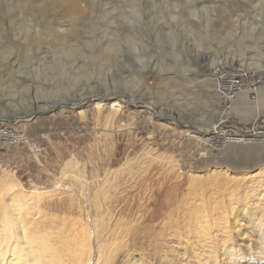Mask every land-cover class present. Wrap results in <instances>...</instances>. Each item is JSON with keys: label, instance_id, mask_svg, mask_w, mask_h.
I'll return each mask as SVG.
<instances>
[{"label": "rangeland", "instance_id": "374dc122", "mask_svg": "<svg viewBox=\"0 0 264 264\" xmlns=\"http://www.w3.org/2000/svg\"><path fill=\"white\" fill-rule=\"evenodd\" d=\"M209 1L0 0V126L26 140L0 143V219L19 200L72 264H264V145L210 143L212 67L263 76L243 78L264 30L228 35L231 5ZM243 10L264 29V4ZM241 97L233 125L264 132V88Z\"/></svg>", "mask_w": 264, "mask_h": 264}, {"label": "bare ground", "instance_id": "6f19581e", "mask_svg": "<svg viewBox=\"0 0 264 264\" xmlns=\"http://www.w3.org/2000/svg\"><path fill=\"white\" fill-rule=\"evenodd\" d=\"M209 2L213 5H215L216 3L219 4V2L220 4L224 2L225 5H231V7L228 6L227 9L228 17L232 25V29L227 31L228 35L230 33L236 35L239 31L263 32V27H259L257 23L250 26L247 23L243 24V26H240V24L242 22V13H244L243 9H246V5L252 7L254 13L257 12L259 13V16H262L263 11L261 9L262 5L264 4V0H210ZM260 57L264 58V55H261ZM259 62L260 63H258V65L253 66L255 72H243V78L249 77L251 74L255 76H264V60H261ZM228 65L229 64L225 61L216 62L212 67L213 72H220L222 67H224L225 69L228 67ZM249 93L250 92H246L240 95H247ZM93 98L94 97H90L86 100H83L85 102L84 104H87ZM118 99L119 97L117 95L111 94L108 96L97 97L95 101H97V105L99 106V108H101L107 105L108 102L116 105L118 103ZM128 100L129 103H132L131 98H128ZM65 102L70 103V101ZM43 110L46 111L47 109ZM23 118L24 117L22 116H17L16 121ZM215 131H218V127L216 126L212 128L211 132L214 133ZM204 134H208V132ZM21 205L22 204L19 200L15 201L13 199L9 205L3 208L2 217L0 219V264H72L71 262L64 260L63 257L58 256L57 253L51 249L50 245L47 242H45L44 240L36 242L28 234V229L22 221ZM11 209L14 210L11 211ZM16 209L18 211L14 212ZM24 239H26V241H24ZM85 264H88V262H86Z\"/></svg>", "mask_w": 264, "mask_h": 264}, {"label": "built area", "instance_id": "2783aa9c", "mask_svg": "<svg viewBox=\"0 0 264 264\" xmlns=\"http://www.w3.org/2000/svg\"><path fill=\"white\" fill-rule=\"evenodd\" d=\"M212 79L217 89L220 99V113L218 122L215 125L218 131H215V141L211 147L216 150H222L226 146L233 145V141L251 140L250 145H264V132L259 129L245 131L242 128L233 125L232 110L233 105L239 98L240 94L250 92L256 93L259 89L264 88V76L256 77L251 80H242L240 76L231 73L214 71ZM26 142L24 137L16 133L8 126H0V143L17 144ZM245 144V143H242ZM247 144V145H248ZM246 145V144H245Z\"/></svg>", "mask_w": 264, "mask_h": 264}, {"label": "water", "instance_id": "95a60500", "mask_svg": "<svg viewBox=\"0 0 264 264\" xmlns=\"http://www.w3.org/2000/svg\"><path fill=\"white\" fill-rule=\"evenodd\" d=\"M97 98H93L92 100H90L88 103H90V102H92V101H95ZM124 99H126L128 102H129V100H128V98H124ZM69 101H71V100H69ZM66 106H70V107H76L77 105H75L74 103H67V102H65V101H59V102H57L51 109H47L46 111L44 110V111H40L39 112V114H47V113H52V112H54L55 110H57V109H59L60 107H66ZM144 108H146L149 112H151L152 113V115H154L155 117H158V114L153 110V109H150V108H147V107H144ZM38 113H33V114H31V115H28L26 118L24 117L23 119H31V118H33L34 116H36ZM171 121H173V120H171ZM0 122H8V121H6L5 119H1L0 118Z\"/></svg>", "mask_w": 264, "mask_h": 264}, {"label": "crops", "instance_id": "0c3cea01", "mask_svg": "<svg viewBox=\"0 0 264 264\" xmlns=\"http://www.w3.org/2000/svg\"><path fill=\"white\" fill-rule=\"evenodd\" d=\"M243 100H244V98H243V97H241V99H240L239 101L237 100V102H236V103H237V104H240V103H241ZM238 106H244V105H238Z\"/></svg>", "mask_w": 264, "mask_h": 264}]
</instances>
